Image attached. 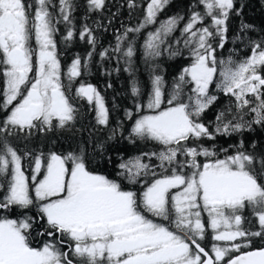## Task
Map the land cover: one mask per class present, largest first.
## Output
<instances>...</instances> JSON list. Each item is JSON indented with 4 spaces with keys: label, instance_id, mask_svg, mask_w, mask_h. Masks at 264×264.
I'll use <instances>...</instances> for the list:
<instances>
[{
    "label": "snow or ice",
    "instance_id": "1",
    "mask_svg": "<svg viewBox=\"0 0 264 264\" xmlns=\"http://www.w3.org/2000/svg\"><path fill=\"white\" fill-rule=\"evenodd\" d=\"M170 2L148 0L142 19L98 53L123 64L103 74L129 77L133 106L113 125L116 106L84 79L103 25L77 31L75 0H0V264H264V154L242 138L264 129V39L252 41L244 59H224L217 50L228 40L234 0H195L183 27V15L159 19ZM105 6L87 0L89 13ZM142 6L128 0L130 14ZM61 24L66 48L77 38L91 46L66 66L56 39ZM185 50L190 63L169 88L158 60ZM215 92L229 103L205 121ZM88 116V140L73 150L14 143L54 131L75 136ZM102 131L96 154L115 163L113 176L95 170L84 147ZM233 136L241 138L219 143ZM121 141L155 150L125 158L117 149L114 161L105 144Z\"/></svg>",
    "mask_w": 264,
    "mask_h": 264
},
{
    "label": "trees",
    "instance_id": "2",
    "mask_svg": "<svg viewBox=\"0 0 264 264\" xmlns=\"http://www.w3.org/2000/svg\"><path fill=\"white\" fill-rule=\"evenodd\" d=\"M58 3V0H54ZM148 0H137V3H141L143 6L134 10H130L127 7L128 0H106V6L103 11L87 12V0H75L78 5L74 13L76 20L77 31L80 30L84 23H87L90 27L94 26V22H98L103 27L96 29V36L98 37V45L96 53L93 56V60L89 65L91 74L87 71L84 73V79L86 82H90L96 85L101 92L105 95L109 108L115 105V111L112 113V123L124 118V110L133 106L132 97L130 94V82L126 72L121 71L119 74L112 72L111 75L103 74L104 70L111 71L114 67H123L121 62L117 65L115 58L110 61H101L98 53L109 45H115V36L117 30L123 31L124 26H135L144 15V9L147 6ZM195 3V0H171L169 5L159 14V19L163 20L173 15H183L184 21L181 22L180 27L187 21L190 15V6ZM234 9L230 13L227 21L228 25V40L224 49H218V55L227 59L229 55H232L235 60H242L251 54L252 41H259L264 39V0H234ZM196 10L202 11V6ZM111 21V23H109ZM207 23V21H206ZM251 25L252 27L242 29L241 25ZM60 29L57 35L58 52L61 55V64L66 66L71 63L74 56L78 53L81 57H84L88 51L91 50V46L86 42H81L78 38L74 40L70 47H65L61 41V36L65 33L63 24L58 26ZM150 26L149 30H151ZM107 29L105 31L104 29ZM176 37L180 36L179 30L175 33ZM144 37L140 38L142 43ZM158 63L163 69V75L167 81L168 87H171L172 80L179 74L184 66L190 63V59L187 57V51L183 57H177L169 59L167 56L159 58ZM137 65L139 71L137 76L141 82L146 86L149 83L148 71L144 67L142 58L137 59ZM111 83L112 88H107V84ZM79 83V81L77 82ZM2 87V84H0ZM219 97L217 102L205 113L204 120L211 121L214 119L216 112L229 103V98L220 92H215ZM2 100V97H0ZM85 107H87L85 105ZM91 116L86 117L80 123L77 124V128H81L82 131L73 136L68 132H51L47 135H37L28 141H14V143L21 150H32L34 152L43 151L47 153L49 150H55L57 152H67L77 147V144L81 141L88 140V132L83 130L84 126H90L92 123ZM130 121L127 125H130ZM106 132H98L95 134L91 143H85L84 147L90 155L95 158L91 161L95 170L100 171L109 176H113L115 172V163L109 165L99 155L96 154V144L100 141L106 140ZM241 137L233 136L231 138H218L219 143L228 146L229 143H237ZM245 145L249 146L253 140L257 141L256 151L260 154H264V129L255 127L253 132L245 133L242 137ZM107 149V155L113 156L115 161V151L117 149L123 150L125 158L137 155L141 150L152 151L155 150L152 144H128L127 141H121L117 146L115 142H108L105 144ZM17 213L13 212V216ZM247 210H246V213ZM204 246L208 247V242L205 241ZM257 246H261L257 244ZM65 250H67L65 248Z\"/></svg>",
    "mask_w": 264,
    "mask_h": 264
}]
</instances>
